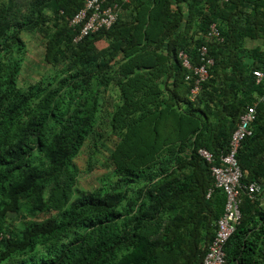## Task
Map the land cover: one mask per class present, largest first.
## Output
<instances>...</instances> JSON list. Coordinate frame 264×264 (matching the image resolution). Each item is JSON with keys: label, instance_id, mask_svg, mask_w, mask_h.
Here are the masks:
<instances>
[{"label": "trees", "instance_id": "1", "mask_svg": "<svg viewBox=\"0 0 264 264\" xmlns=\"http://www.w3.org/2000/svg\"><path fill=\"white\" fill-rule=\"evenodd\" d=\"M84 1H0V264H200L226 197H205L213 180L197 149L218 165L250 106L236 160L241 184L261 189L242 195L225 264H264V78L252 75L264 69V0H104L116 22L74 45ZM31 32L53 71L21 88ZM202 46L213 64L191 101L177 55L197 66ZM102 118L112 169L84 191L74 159Z\"/></svg>", "mask_w": 264, "mask_h": 264}, {"label": "built area", "instance_id": "2", "mask_svg": "<svg viewBox=\"0 0 264 264\" xmlns=\"http://www.w3.org/2000/svg\"><path fill=\"white\" fill-rule=\"evenodd\" d=\"M118 11L119 8L116 3L105 4L104 0H85L83 7L69 21V26L75 29L72 44L76 45L89 34L109 29L116 22ZM207 36L209 38L218 37L214 25L210 26ZM177 57L181 65L189 71L185 80L191 83L189 99L192 101L198 95L200 85L207 77V69L213 64V61L207 58L205 46L199 48L200 64L197 66L192 65L190 58L183 51H180ZM252 75L258 84L264 78V69H255ZM254 119L255 109L252 106L247 107L240 114L236 128L231 134L228 150L219 156L218 165L215 164V159L209 151L204 148L197 149V155L208 165L213 180V188L207 191L205 197L209 198L213 189L221 190L226 197L223 213L215 223L214 236L207 245L200 264H225L224 247L240 221L242 195L253 198L261 189L255 182L248 185L241 184L242 175L236 160L242 141L251 135L250 125Z\"/></svg>", "mask_w": 264, "mask_h": 264}, {"label": "rangeland", "instance_id": "3", "mask_svg": "<svg viewBox=\"0 0 264 264\" xmlns=\"http://www.w3.org/2000/svg\"><path fill=\"white\" fill-rule=\"evenodd\" d=\"M21 37L26 45V55L18 77V86L26 88L47 77L53 70L43 60L44 40L33 32L22 33ZM245 45L247 48H253L260 45V40H247ZM108 95L107 93L105 101L110 108L113 99ZM115 142V136L110 134L106 120L102 118L96 127V133L84 142L74 159L79 171L77 177V187L79 189L84 191L96 189L100 185V180L111 172L112 166L109 155ZM41 218L43 217L40 216L38 220ZM7 220L13 224L18 223V219L14 214H9Z\"/></svg>", "mask_w": 264, "mask_h": 264}, {"label": "crops", "instance_id": "4", "mask_svg": "<svg viewBox=\"0 0 264 264\" xmlns=\"http://www.w3.org/2000/svg\"><path fill=\"white\" fill-rule=\"evenodd\" d=\"M102 46L105 47V43H103V42H99L98 45H97L98 48H100V47H102ZM103 47H102V48H103Z\"/></svg>", "mask_w": 264, "mask_h": 264}]
</instances>
